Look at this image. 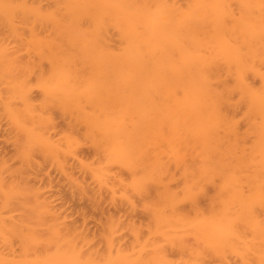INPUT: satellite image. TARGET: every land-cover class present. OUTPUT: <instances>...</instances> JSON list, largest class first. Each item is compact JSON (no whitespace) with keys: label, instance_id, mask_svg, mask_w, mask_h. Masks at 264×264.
Wrapping results in <instances>:
<instances>
[{"label":"bare ground","instance_id":"1","mask_svg":"<svg viewBox=\"0 0 264 264\" xmlns=\"http://www.w3.org/2000/svg\"><path fill=\"white\" fill-rule=\"evenodd\" d=\"M26 1L1 0L0 12L5 16L11 28L15 27L13 23L18 16L16 14H19L17 11L24 12L21 10H28V13L24 12V14L26 13L24 16L35 11L33 12L34 15L41 16L38 19L47 18L50 22L51 20L54 21L53 25L57 30L58 42L55 45L56 48L52 49L56 50L48 51L51 48H43L40 42L35 45V49L41 47L45 50L42 51L46 53L43 59L50 56V59L48 58L50 63L52 61L51 55L54 53L52 69L47 72L48 75L46 73L40 75L38 79L42 80L38 81L42 87L41 90H43L41 94L44 92L45 96H42L46 97L45 101L49 105H53L51 109L55 111L54 109L58 108L57 111L61 116L64 114L71 117L73 128H76L77 125H83L86 128V135L81 140L90 143L91 146L96 147V150L101 152L100 158L102 159L100 162H93L94 164L98 162L97 166L93 168L94 171L92 170L94 174L90 172L93 166L84 165L85 172H90H88L90 179L92 176L95 179L97 177L102 187L99 186L101 190L109 186L110 189L106 188L107 191L116 188L112 189L116 192L117 188L122 187L120 190L123 191L120 193L118 190V192L123 194L129 191V197L130 193H134L133 191L144 194L154 190L157 200L151 201L149 206H146L151 221L150 227L148 226L149 233L146 234L150 236L143 239L141 238L143 229L136 226L135 228L131 227L134 229L132 232L135 236V240H133L135 244L133 243L134 246L129 250L132 252L123 251L121 247L118 248L119 246L114 245L118 239L115 238L114 241L113 238L119 232L117 230L119 228L116 227V232H113L114 228L110 230L108 227L106 228L105 234L110 232L104 237L107 244L104 253H97L95 249L91 250V247V251L88 248L87 250L81 243H84L88 237L84 238V236L82 237L84 241L82 239L79 241L80 235L75 233L77 228L69 227V229L71 228L69 230L67 227L65 231H59L61 227L58 229L57 225L64 224V222H59L62 220L61 215L59 219H56L58 217L56 213V215L54 214L55 220L59 224H55L54 218L53 221L50 220L56 225V228L53 226L51 231L58 230L56 231L57 234L51 231L49 233L56 235L54 242H52V238L49 242L52 245L41 244L42 248L37 250L42 241H38L39 238L35 240L39 244L33 241L35 245L37 244V247H34L35 245L31 244L33 242L30 241L36 239V237L32 239L35 232L31 228H27L26 234L30 233L28 229L33 230L32 236L27 235L32 238H29L31 240L28 241L26 236V239L22 238V240H26L30 244L24 242L26 247L23 246L24 249H21L24 251L21 253H19L21 250L18 253L15 251L16 254L13 252L15 255L12 256L10 252L5 251H12L9 250V247L8 249L5 247L3 250L7 254L0 250L2 251L0 252V264H207L209 258L219 259L218 263L220 261L221 264H229V254L231 257V252L236 255V252L240 253V251H242L240 255H243V258L238 257L245 260L243 264H264V208H261L263 209L262 212L260 209L258 210V207H264V0H187L186 6L182 7L175 3L176 0L174 2L171 0H58L55 12H44L41 5L30 9L27 7L28 4L25 5L28 3ZM234 4H236L237 11L236 7L233 6ZM36 7H40V9ZM53 12L56 14L55 18ZM49 14L50 17H46ZM109 28L110 30L116 29L114 30L118 34V38L120 36L119 46L122 50L118 47L117 50L119 51H116L112 45L110 46ZM121 40L123 41L121 42ZM3 46L0 45L1 50L6 47L4 52L8 54L1 53L5 55L0 57V60L2 59L0 61L1 67H5L4 70L7 66L11 70L16 67L15 69L22 71L24 69L18 68L19 65H21L20 67L25 66L26 70L22 72L28 73L26 77L27 79L30 78L31 71H34L30 69H35L36 66L33 65L34 67L31 68L32 65L27 63L26 65L30 68L26 67L16 53H13L15 57L9 55L11 52L6 45ZM40 50L39 48L38 51L40 52ZM176 54L178 60L174 59ZM9 57L14 61L7 60ZM3 60L8 62H6L7 65L4 64ZM1 62H3V66ZM82 67L84 69L80 71L79 68ZM5 71L4 73L0 71V74H5ZM14 74L13 76H15ZM251 75L260 80L259 87L253 86L252 82L250 83ZM6 77L8 78L7 75ZM44 77L46 78L43 79ZM229 78L232 82H228ZM13 81L20 83L15 79ZM29 82L31 83V81ZM29 82H22L23 85L19 84L18 87L16 84L15 86L11 85L14 88H19V92L13 91V87L10 89L13 93L17 92L21 95L23 100L16 93L21 101H24V104L15 95L16 100L21 103L18 104V101L11 97H14V94L11 95L12 93L9 92V98L14 100L10 102L8 99L4 106L8 107L10 103L14 104L15 102L16 104L15 106L10 104L12 107H9L10 110L3 106L4 110L7 109L10 113L12 110L16 111L13 114L18 116L21 115L17 109L21 108L20 111L23 110V113L30 110L29 113L27 112L29 115L25 114L24 118L22 116L21 119L19 118L20 122L24 121L27 116L31 118H27L30 121L26 119L27 125L21 127L24 133L19 131L21 130L20 126H18L19 129L16 127L21 132L20 136H23V133L25 135L23 137L26 139V141L24 140L26 145L22 143L23 145L20 144L19 147L25 146V151L27 148L30 152H25L27 156L22 152L24 148L22 150L19 147L15 149L17 152L23 153L22 163L27 165L30 159L24 157L34 156L32 151L43 152L42 154L48 156L51 152V156L54 155L53 160L51 156L49 157L52 162L59 160L61 163L65 161L62 159L72 162L75 156H78L77 159H79L80 150L78 148L80 149V147L77 148L81 142H78L79 137L75 136L79 139L73 140L74 135L70 134L67 135L68 137L66 136V139L60 133V136L65 138H63L62 143V147L65 145L63 152L60 148L61 137L60 143H52L59 140L55 138V140L50 141V138L53 137L49 138L50 135L47 136V132L54 126L52 123L56 119L49 115L51 112L48 111L49 105L47 106L49 114L44 112L46 108L42 109L44 108L42 106H45L43 104H41L42 106L37 105L46 115L43 117L41 115L34 116L37 115L33 112L37 107L35 105L37 101L31 102L34 99V96L33 98L30 96L33 95L31 90L34 86L30 87L33 84ZM234 96L239 97L238 101L244 105L243 109L245 108V117H243L248 125V127L245 126L247 128L245 134L244 131L242 133L240 130L242 125L239 126L237 118H233V115L230 116L231 114H229L232 113L231 110L236 112L238 107L240 108L239 103L237 107V99L234 98L236 100L233 101ZM32 103H34V108L31 106ZM22 105L27 110L22 109ZM38 108L36 109L38 110ZM31 111L35 114L31 115ZM36 112L42 114L41 111ZM10 113H8L9 116H12ZM48 115L55 120L52 121ZM10 118L13 120L17 116ZM15 120L17 121L15 122L16 125H23V121L18 123V118ZM47 127L50 128L47 129ZM55 127L56 123L53 127L56 131ZM46 129L48 131L45 133ZM53 129L48 133L53 134ZM57 136H59L58 133L55 137ZM247 140L249 146H247ZM57 143L60 145L58 146ZM75 147L78 150L77 155L73 154L74 151L77 152ZM67 148L72 154L67 153ZM97 153L99 154V152ZM64 154L63 158L62 155ZM70 155L71 160L69 159ZM1 158L3 159V157ZM35 159V157L34 159L31 158L29 163H33ZM74 160L77 161V166L79 164L80 168L82 167V172L85 168L81 166L83 164L81 162L84 160L80 161L79 159L80 163L76 158ZM2 164L4 167L0 165V168L1 166L7 168V162L5 163L6 166L4 162ZM63 164L62 167L59 166L60 164L58 165V162L56 165L60 167L61 172ZM65 164L64 167H67L70 163L66 164L67 166ZM25 165L23 171L26 170L25 167H30L33 164ZM115 165L119 166L117 167L119 169L124 167L126 171L129 170L127 172L131 176L128 181H123L122 178L119 179L120 177L117 176V178L114 175H112V179L108 180L111 177L107 175L109 168L113 169L112 166ZM77 166H72V168H78ZM173 167L180 171L181 177L185 180V185L182 187L183 192L177 193L168 186L169 180H174L175 177L172 172ZM3 168L0 171L9 170V168L6 170ZM67 168L63 169V172H68L71 177L78 173L75 170L74 174L71 171L70 173L67 170L72 168ZM115 169L110 170V172L114 173ZM11 171L14 173V170L10 169L9 172ZM24 172H28V169ZM106 172L108 173L106 174ZM81 176L78 177L80 181L77 182L78 180H76L75 183L81 182L80 188L88 192L90 188H87L88 185H85L86 188L82 186L84 180ZM12 177L15 178V176ZM217 179L222 181L217 186L218 188L216 187L217 191L219 190L220 195L231 197V201L226 200L224 202L225 198L222 197L224 201L221 200L223 204H220V207L213 205L212 208H209V212L206 211L207 213L204 211L195 212V215L197 213L196 219L192 218L193 220L190 221V217H186L181 212L183 210L180 211L181 203L190 200V202H194L195 207H198V204L195 203L197 198L205 196L207 185L212 184L215 180L218 181ZM8 180L6 179L5 185L0 179L1 193L9 198L10 196H22L25 193L22 192L27 188V184L22 182L25 184L24 187V185H17L20 183L19 181H12L11 179V183ZM69 180L71 181V179ZM97 180L94 182L97 183ZM111 180L115 181V184L111 185ZM76 184L73 182V185L80 189L79 185L77 187ZM97 185L99 184L97 183ZM21 189L22 192H19ZM28 189L30 192L27 190L26 194L23 195L24 197L30 196L29 194L34 195L31 192V187ZM82 189L80 190L83 191ZM80 190L79 192H81ZM35 191H38V188ZM18 192L19 194H17ZM115 192L113 193L114 196ZM118 192H116L117 195ZM36 194L39 193H35L34 198L40 196H36ZM127 194L128 192L124 196L125 198L123 197L124 199L127 198ZM5 195L1 197H6ZM114 196L112 195V198ZM19 197L17 196L16 199ZM129 197L127 202L134 204L129 202ZM4 199L2 198V200ZM42 199H39L41 200L39 203L44 204L45 201ZM12 200L14 202L15 199H8L9 203L4 205H12ZM35 200L37 201V198ZM44 200L47 201L48 199L45 198ZM48 204L49 202L45 205ZM41 206L39 205L40 208H43ZM51 206L48 214H52V209L53 212L55 211L54 207ZM235 209L236 211H234ZM40 211V214H43V210ZM45 212L42 216L46 214ZM259 213L263 214V217ZM54 215L48 216L53 217ZM9 216L10 218H8ZM9 216H3L0 221L4 217L7 218L3 221L11 220L13 222L14 219H18V217L14 218L13 215L9 214ZM11 216L14 218L13 220ZM109 220L108 223L110 224L114 218L112 221ZM115 221L118 222L117 219ZM12 222L10 224H7L9 222H1L0 224L3 226H0V230L4 229L5 231L6 226L10 225L11 227L9 226L7 230L11 233V228H15L12 225L14 222ZM15 223V226L19 227L17 224L19 222ZM114 224L111 223V226ZM115 225L118 226V224ZM185 227L187 229L191 227L190 230L188 229L189 233L186 232ZM180 228L182 230L185 228L188 235L185 234L184 237V232L182 234ZM15 229L13 230L14 233H23L21 232L23 230ZM248 231L253 234H251L253 239H249ZM3 234L4 232L1 231L0 242L6 237H1ZM26 234L23 233L21 236ZM189 234L194 235L197 240L195 250H190L188 246ZM104 238L103 241H105ZM4 241L2 243L5 244ZM43 242L46 243L47 241L44 240ZM88 243L89 241L87 245ZM174 244L184 252L188 248L190 250H187L189 257L182 263L174 262L168 256L166 245L169 248L170 245ZM82 246L86 251L83 250ZM32 249L37 250V254L34 250V253H31ZM250 252L253 254L251 255L253 258H249Z\"/></svg>","mask_w":264,"mask_h":264},{"label":"rangeland","instance_id":"2","mask_svg":"<svg viewBox=\"0 0 264 264\" xmlns=\"http://www.w3.org/2000/svg\"><path fill=\"white\" fill-rule=\"evenodd\" d=\"M57 1L58 0H27L26 2H28V3H25V5L28 4L27 7H30V9H33L35 6H40L41 5V8H43L44 12H52V11L55 12V10L57 8ZM171 1L174 2L175 0H171ZM171 1L170 2L168 1V2L171 3ZM175 3H178L179 6L182 7V6H186L187 0H176ZM235 5L236 4H234L233 6H235ZM176 6H178V5H176ZM31 7H33V8H31ZM37 9H40V7L37 8ZM235 9L237 11V7ZM21 11H24V12L28 13V10H26V11L25 10H21ZM18 12H19V14H16L18 16H16L17 18L14 20V23H13V25L15 26L14 28H16V31H14L13 27L12 28L10 27L11 25L9 23H7L5 16L0 12V45H2V47H4L3 45L7 46V48L11 52V54L9 53V55H13V53H16L19 56L20 60L24 63V65L29 63L30 65H32L31 68H33L34 66H36V67H34L35 69H30V70H34V71L33 72L31 71V73H30L31 75L29 74L30 78H28L30 80H28L27 77H26L28 75V73L24 74L22 72V71L26 70L25 66L24 67H20L21 65H19V61L17 62L18 65H19L18 68L24 69L22 71H19L18 69H15L16 67H14V69L11 70L10 68H8V66H7L8 69L6 68L5 69L6 71H5L4 70L5 67L2 68L1 65H0V71H2L3 73L5 71V74H3L2 72L1 73L3 75L0 74V161L3 160L2 162H4V164L7 162V164L10 167L7 164H5V166L7 165L6 167L9 168V170L10 169L14 170V173H13V171L9 172V170L5 171L7 174L4 171H0V173L2 172V174H0V176H1L0 179L2 180V182H3V179H5L4 182H3L5 185H6V182H5L6 179L7 180L9 179L8 181H10V182H11V179H12V181H19L21 184L17 183V182H15V183H17V185H24V187H25V184H27V188H25V191L22 192V189H21V191L19 190V192H22V193L25 192L24 194H26L27 190L30 192V190L28 188L31 187V189H32L31 192H33L34 195L29 194L30 196L24 197L23 196L24 194L22 196L21 195H17V194H19V192H18L15 195H17L18 197L20 196V197H19V199L18 198L16 199L17 196H12V197L10 196V198H9L7 195L1 193V191H0V193H1L0 194V218H2L3 216H6V215L9 216V214L13 215L14 218L18 217V219H14L11 216L12 217L11 219L12 220L14 219L13 220L14 224H12V225L15 228H17L19 230H23L21 232H23L24 234L27 233V228H31V229L34 230L35 233L32 232L33 230L28 229V232H30V233L26 234L24 236H21V235H23V233L15 232L16 233L15 234L14 231H13L15 228H11V231L14 233L13 234L11 232L12 233L11 234L9 232V230H7L9 228V226H10V225H8V226H6L7 228H6L5 231H4V229L0 230V234H1V231H2V233L4 232V234L1 237L6 236L5 239L3 238L2 240L3 241L4 240L8 241V242L4 241L5 244L8 243V245H6V246H5L4 243H2L3 241L0 242V244H1L0 245L1 249L0 250L3 251V250H5V247H6V249H8V247H9V250H12V251H8V250H5V251L8 252V253L10 252L11 256L15 255L16 254L15 251H17V253H18L19 250L24 249V247H26L25 243L30 244L29 242H26V240H22V238L26 239L27 235L32 236L31 234H33V233H34V236H32L33 238L30 237V236L29 237L27 236L28 237L27 239H29V238L34 239V237H36V239H34V240L29 239L28 241L31 240L30 242L34 241L36 243L38 241H42L40 244L37 243V244H39L37 250H40L42 248L41 244L42 245H44V244L47 245L48 244V246H50L49 244H51V243H49V242H51L52 239H53L52 242H54V240L56 239V235L55 234L58 233V232H56V231H58L57 229H56V231L55 230L51 231L53 226H55L54 228H56V225L59 224V223H56L57 221L55 220V217L58 216L56 219H59V216L61 215V219L62 220L60 219L61 221H59V220L58 221L60 223L64 222V224L61 223L60 225H57L58 229L61 227L59 229V231L60 230H64L65 231V228H67V227H68V229H69V227L77 228V229H75V228L74 229L76 230V232H75L76 235L78 233V236L79 235L81 236V237L79 236L80 238L78 237L79 241H81V239L84 241V239L82 238L84 236H85L84 238H86V236L89 238V240H87L88 239L87 238V239H85L84 243H81V245L83 244V246L86 247V249L88 248L90 250V247H91V250L95 249L97 251V253L98 252L104 253V251H105V249L107 247V244L105 243L106 242V240H105L106 238H104V237H106L107 233L110 232V231H108L105 234L106 228L108 227L109 228L108 230H110L111 228H114V230L112 229L113 232L114 231L116 232V228H119V229H117V230H119V232L116 233L115 234L116 236L114 235L115 237L113 238L114 241H115V238H117L119 240V241L117 240V242H114L116 244L119 243V245H116V244H114V245L115 246H119L118 248L121 247V249H123V251H127L128 250V252H132V251H129V250H130L131 247L134 246L133 245V243H134L133 240H135L134 239L135 236L133 235L134 229L133 228L131 229V227L135 228V226H136L138 228L139 227L142 228L143 229V231H142L143 234H141V238H143V239H145V238L147 239V237L150 236V235H147V234L149 233L148 232L149 231L148 226L150 227L149 223H151V221L149 220V212H148V209L146 208V206L148 207L149 203L151 201L157 200V197H155L156 194H154L155 193L154 190L149 192V193H144V194H139V193L133 191L134 193H130V197H129L128 196L129 195V191H127L128 192L127 198L129 197V199H130V201H129V199H128V201L130 203H134V204H129L127 202V198L124 199L125 198L124 196H126L127 192H124L123 194H120L123 191V190H120V189H122V187L121 188H117L116 192H118V190H120V193L118 192V195H117V193L115 191H113L116 188H111L110 191L112 193L110 194L109 193L110 191H107V189H106L109 186H107V187H105V189L103 188L101 190L102 187L100 186V183L97 180V177H96V179L93 176H92L91 179L89 178V176H90L89 173L93 172L94 171L93 168L96 167L97 164H98V162H96L97 164H94L95 161H99L100 162V160L102 159V158H100L102 156L101 152L99 150H96V147L91 146L90 143L88 144V142L82 141L83 140V136L86 135V133H85L86 132V128L83 125H77L76 128L75 127L73 128V126L71 124L72 119H70L71 117L65 116L64 114H63V116H61L60 113H58V111H57L58 108L54 109L55 111H53V109H51V107L53 108V105L51 106V105H49L47 103V101H45L46 97H44L45 96L44 92L41 94V92L43 90H41L42 87H40V83L38 81V80H40V79H38L40 77V75H42L44 73H46V75H48L49 73L47 74V72H50L49 70L52 69V62H53V54L54 53L53 54L51 53L52 54L51 55V60L52 61L50 63V61L48 60V58L50 56L47 59H43V56L46 55L45 52H42L44 49L39 47L41 49L40 52H42L41 53L42 55H40V52L38 51L39 48L35 49L36 48L35 45L38 44V42H40V44L43 46V48L44 47L51 48L48 51L52 50L51 52H53V51L56 50V49L55 50L52 49V48L55 47L56 43L58 42L57 41V39H58L57 38V30H56V27L53 25L54 21L51 20V22H50L49 19H47V18L46 19H42V20L38 19L39 17L41 18V16L38 15L39 17H37L36 15H34L33 12H35V11L31 12L32 14L29 13V15H27V16H24L26 14V13L24 14V12L17 11V13ZM36 12H38V10H36ZM54 12H53V15H54V18H55L56 14H54ZM41 14H44V13H41ZM45 14H47V13H45ZM50 14L48 16H46V15L45 16L49 18ZM53 15L51 14L52 17H53ZM55 23H56V21H55ZM111 28H113V27H111ZM114 29L110 30V28H109L110 32L108 31V33L110 34L109 35V39L111 37L110 46L112 45L113 49L115 48L116 51H119L117 49H119L118 47L121 48V46H119V40H120L119 38H120V36L118 38V36H117L118 34L115 31L116 29L115 30ZM122 41L123 40H121V42ZM123 45H124V43H123ZM5 49H6V47L4 48V50H1V47H0V50H1L0 51V57L1 56L4 57L5 55H3V54L7 53V52H4ZM121 50H122V48H121ZM2 52H4V53L1 54ZM13 57H15V55H13ZM9 58L7 60L11 61L12 59L11 58L9 59ZM174 59L178 60V55L177 54H176V58H174ZM12 61H14V59ZM3 62H4V64H6L7 61L3 60ZM3 62H1V64ZM4 64H2V66ZM13 64H15V63H13ZM26 67L30 68V66H27V65H26ZM83 69H84V67L79 68L80 71L83 70ZM8 70L10 71L9 73L7 72ZM263 70H264V68H263ZM18 71H19V73H17ZM14 73H16V74H14ZM20 73H23L22 75H24V76H22ZM13 74L15 76H13ZM19 74H20V77L18 76ZM6 75L8 76V78L6 77ZM10 75H11V77H10ZM251 76H250L251 79H249L250 83L252 82L253 86L257 85L256 87H259L260 80L258 78H256V77H254L253 75H251ZM9 77H10V79H9ZM13 77H16L17 79L13 78ZM23 77H24L25 80L24 79L22 80ZM225 77H227V76H225ZM11 78L20 81V83L16 82V81H13V79L11 80ZM45 78L46 77H44L43 79H45ZM227 78H224V79L227 80ZM254 78H256L257 80L254 79ZM230 79L231 78L228 79L229 80L228 82H230V81L232 82V80H230ZM258 80H259V83H258ZM26 81H27V83L29 81H31V83L30 82L29 83L33 84V85H31L30 87L34 86L33 90H31V92H33V95L32 94L30 95V96H32V98L34 96V99H32L31 102H35V100L37 101L36 104H35L37 106V107L35 106L36 108L39 107L38 105H41V104L45 105V106L41 105L42 107H44L42 109L46 108L44 110V112H47V106L49 105L48 106V111H51V112H50V114H49V112H47V114L54 116V118L56 119L55 120V119L52 118V116L50 117L48 115V118H50L52 121L55 120V122H53L54 124L51 121H50V124L52 123V125L55 126V123H56L55 129L57 131L56 132L53 129L54 126L51 129H48V128L51 127V125H48V126H50V127H47V129L49 131L46 129L45 133L47 131L50 133L52 129L54 131V132L52 131V133L53 134L55 133L53 135V134H49L47 132V136L50 135V136H48L49 138L51 136L53 137V138H50V141H53L52 139H54V138L55 139H59L58 141H56L54 139L55 142H52V143L56 144V142L60 143V140L62 138L60 148H62V152H63V150H65V145L63 146L64 147L63 148L62 147V145H63L62 143H63V140L65 138L67 139V137H68L67 135L73 134L74 135V139L73 140H76L77 139L76 137H79L80 140H78L79 138L77 139L78 142L81 141V142H79L80 146H77V148L80 147V149L78 148V150H80L79 151V159H80V161H82V160L85 161V162L84 161L81 162V163H83V164H81V166H83V167H84V165L85 166H89V167L93 166L91 168V170H90V168H87V170H90V172L86 171L87 173L89 172L88 174L85 172V170H86L85 167H84L85 168L84 170L82 169L83 170L82 172H85V173H82L81 172V168L82 167L80 168L79 164L77 166V164H76L77 161H75L74 159L76 158V160H78V163H80L79 159H77L78 156L77 157L75 156V158L72 159V162H68L67 159H62V156L64 158L66 153L61 156V159L65 160V161L61 162V159H60L61 163H59V160L56 159L57 162H58V165L60 164L59 165L60 167H62V163L65 164L66 161H67L66 162L67 165H68V163H70L69 166H67L65 164L68 168L69 167L72 168V166H75V167L77 166L78 167V168H74V169L72 168L73 170L72 169L67 170L69 172L71 171L73 174H74V170L76 172H78L76 174V176L72 175V177L74 178V181H72L73 178L70 176L71 174L69 175L68 172H66V171L63 172V169L67 168V167H64V164H63V168H62V172H61L60 167L56 166L57 162L55 161L56 162V164H55L54 161L52 162L51 159H49V157L51 156V152L50 151H46L48 153L50 152V156H48L46 154L45 155L42 154L43 152L32 151V153H34L35 155L34 156L31 155L32 157L31 156L27 157L28 155L25 152H28V149L26 148L27 151H25V148H24L25 146H23L21 148L19 147L20 144L22 146L23 144H25V141H26V139L24 138L25 135L23 134L24 131H22L23 129H21V127H25L27 125V123H25V121H27V120L30 121L31 118L27 116L26 119L27 118H30V119H27V120L25 119L24 121L22 120L23 121V125L22 124H17L16 125L15 122H17V121L15 119L18 118V121H19L22 117L23 118L25 117V114L29 115V114H27V112L30 111V110H28L27 112L24 110L26 113H23L22 112L23 110L20 111L21 108L17 109V110H19L20 115L22 116L21 117V116H18L16 114H13L16 111H13L12 109H11L12 113L7 111V109L10 110L9 107L12 108L10 106V104L15 106L16 102L14 104L13 103H10V104L8 103L9 104L8 107H5L4 104H7L8 99H9L10 102H13L14 99H15V101H18V100H16V97L18 99L21 96L19 93H17V92H19V88H14L13 86H15V84H16L17 87H18L19 84L23 85V83H26ZM37 81H38V83H37ZM9 82H12V83H9ZM36 84H38V86H36ZM11 85H13V86H11ZM11 87H13V91L17 90V92L13 93L12 90L10 91ZM9 92L12 93L11 95L14 94V97L10 95L14 99L9 98V94H10ZM16 93L19 95V97H18V95H16ZM15 95H16V97H15ZM42 95H44V96H42ZM20 98L22 99V97H20ZM20 98H19L20 102H22V104H24V101H21ZM234 98L237 99L236 103H237V107H238V103L240 104V101H238L239 97L238 96H236V97L234 96L233 97V101L236 100ZM20 102L18 101L17 103L21 104ZM33 104L34 103H32L31 106H33ZM233 105H234V103H233ZM242 105L243 104L239 105L240 108L238 107L236 112L231 110V112L232 113L234 112V113L233 114L229 113V114H231L230 116L233 115V118L234 117L237 118V120L239 122V126L242 125L240 130L242 131V133L244 131V134H245V131L247 130V128H245V126L247 125V121H245L246 119L244 118L245 117L244 116L245 108L243 109L244 105L243 106ZM3 106L5 108H7V109L4 110L5 108H3ZM235 106H236V104H235ZM23 108L27 110V108L24 107V105H22V109ZM33 108H34V106H33ZM35 109H34L33 112H35L37 115H34L35 113H33L32 111H31L32 112L31 115H34V116H37V117L40 116V115L42 117H43V115H46V113L42 112L43 110H41L39 108H38V110L37 109L35 110ZM31 110H33V109H31ZM36 111H41L40 113H42V114H38V112H36ZM8 113H10L12 116H15V117L17 116V118H13V120L11 118L9 119V117H12V116H9ZM44 117H46V116H44ZM22 121L21 122L19 121L18 123H22ZM14 125H16V126H14ZM18 126H20L21 130H19V131L23 132L22 135L24 137L20 136L21 132H19L17 130V129H19ZM16 127H17V129H16ZM246 127H248V125ZM56 133H58L59 136L55 137ZM60 133L63 134L62 136H65V138L61 137ZM71 138H73L72 135H71ZM64 142L67 143L66 141H64ZM249 142H250V139H249ZM59 143H57L58 146L60 145ZM82 143H84V144H82ZM247 146H249L248 145V140H247ZM18 147L21 150H22V148H24V151H22V152H24L27 155L24 158L30 159V160H28L29 162L31 161V158H33V159H34V157L36 158L33 161V163H29L28 162L29 164L27 163V161H25L26 159H24V161L27 163V165H30V164H33V165H30V167H29V166H27V165L22 163L23 162L22 161L23 160V158H22V156H23L22 154L23 153L21 154V153H19V151L17 152V150H15ZM75 149H76V147H75ZM75 149H72V150H75ZM68 150H69V148H67V153L68 154H72V152L70 151L71 153H69ZM78 150H77V152L74 151L73 154L75 155L76 153H78ZM97 152H99L100 155ZM28 153H30V152H28ZM52 155H53V153H52ZM1 157H3V159ZM53 157H54V155H53ZM53 157L51 156L52 160H53ZM65 158H67V157H65ZM5 159L7 160L6 162L4 161ZM69 159L71 160V155H70ZM2 162H1L0 165H3ZM73 163H74V165H73ZM89 163H90V165H89ZM22 164H23V166L24 165L27 166V167H25V169L26 170L28 169V172H24L26 170H24V171L22 170V169H24ZM21 166H22V168H21ZM115 166H116V169H115ZM115 166H112V168L114 167L113 169H115L114 173L110 172V170H113V169H110V168H109V173L106 172V174L108 173L107 174L108 177L111 176L109 178L107 177L108 180L112 179V177H113L112 175H114L116 177L117 176L120 177L119 179L122 178L123 181L124 180L128 181V178H130V176H131V175L129 176V174H130V173H128L129 170L127 169V171H128L127 172L126 168L120 167V169L122 168L120 170L119 168H117L119 166H117V165H115ZM3 167H4V165H3ZM3 167L1 166L0 170H2ZM7 168H3V170H6ZM174 168L175 167H173V171H172L173 174L175 175L174 180H169V184L168 183L167 184H168L169 188L172 191L180 193V191L183 192L182 187H184L183 185H185V180H183V178L181 177L180 171L177 170V169H174ZM17 170L18 171L21 170V172L23 171L22 172L23 174L21 172H18ZM15 171H17V172H15ZM3 172H4V174H3ZM82 174L84 175V177H83ZM93 174H94V172H93ZM68 175L70 176V178L68 177ZM12 176H15L16 180H13L15 178H13ZM80 176L82 177V180H84L83 182L85 183L84 184L82 182L83 183L82 186L84 187L85 185H88L89 187L85 186V188L86 187L90 188V190L88 192L86 191L87 193L85 192V190L80 188L81 185H79V184H81V182L76 184L77 182L80 181V179L78 178ZM115 178H113V180H115ZM69 179H71V181ZM85 179H87L86 182H85ZM94 179L98 181V182L97 181L96 182L99 185H97V183L94 182L95 181ZM76 180H78V181L75 183ZM113 180L110 181V182H112L111 185L115 184V181H117V180H115L113 182ZM217 180L218 181H216V180L214 181L215 183L213 182L212 184L210 183V184L207 185V187H206L207 188V190H206L207 193L205 194V196L198 197L199 200L197 198L198 201L196 200L195 203H196V205L198 204L199 208L197 206L195 207V205L193 204L194 202H192V201L190 202V200H185V201H183L181 203L180 211L183 210L181 212H183L184 215H186V217H190L189 218L190 221H191L192 218L196 219L197 213L195 215V212L204 211L205 213H207L206 211L210 210L209 208H212L213 205L214 206L217 205L218 207H220V204L222 205L223 204L222 202L224 201V199L222 197L225 198L224 202H226V200H228V201L230 200L231 197L228 198L227 195H223V194L220 195L221 193L219 192V190L217 191L216 187L221 184L220 183L221 180H219V179H217ZM8 181H7V183L10 185V183ZM22 182L25 183V184H23ZM73 182H74V184L77 185V187L79 185V188L82 189L83 191H81L80 189H77L73 185ZM218 182H219V184H217ZM86 183H88V184H86ZM8 184H7V186H8ZM213 185H216V186H213ZM99 186L101 188H99ZM20 187L23 188V186H20ZM115 187H117V186H115ZM118 187H120V186H118ZM34 188H35V190H36V188H38V191H35ZM108 189H110V188H108ZM79 190L81 192H79ZM245 190L247 191V189H245ZM29 192H27V193H29ZM91 192H92V194H91ZM114 192H115V196L113 194ZM217 192H218V194H216ZM35 193H39V194H36V196L40 195L41 198H43L42 201H45L44 204H42V202L39 203V201H41V200H39V199H41L40 196L36 197L37 201L35 200L36 199V198H34L35 197ZM85 193H86V195H85ZM42 194H43V196H42ZM82 194H84V195H82ZM3 195H5L6 197H1ZM112 195L114 196L113 197L114 199L112 198ZM219 196H221V197H219ZM44 197L46 199H48V200L47 201L44 200L45 199ZM226 197H227V199H226ZM2 198H5V199L2 200ZM6 198H8L9 200L13 198L15 200H14V202H13V200L11 201V202H13L12 205H8L7 206V205H4V204H8L9 203L8 199H6ZM219 200L220 201L223 200V201H221V203H219L220 202ZM3 201H5V202H3ZM212 201H214L215 203L212 202ZM11 202H10V204H11ZM48 202H49L50 205L49 204L45 205ZM211 202H212V205H211ZM216 202H218L219 204L218 203L216 204ZM39 205H42L41 207H43V208H40ZM51 205L54 207V210H55L54 211L55 213H54L53 209H52V214L56 215V213H57V215L56 216L54 215L53 217H51L52 214H48L47 213L50 210V206ZM234 207H233V209H234ZM261 208H264V207H260V208L258 207V210L260 209L261 212H262L263 209H261ZM40 210H43V214H44V211H46L45 212L46 214L44 216H42L43 214H40V212H41ZM234 211H236V209ZM8 212H10V213H8ZM259 214L261 215V213H259ZM263 214H264V210H263ZM263 214L261 215L262 217H263ZM48 215H51V216H48ZM5 218H7V217H4L3 219H5ZM8 218H10V216ZM53 218L55 220L54 222H55L56 225H54V222H52ZM113 218H114V220L112 221ZM3 219H1L0 223L1 222H4V223L9 222L7 224H10L12 222L10 219H9L10 221H3ZM109 219H111V221H112L111 223H113V224H114L115 219H117L118 222L116 223V221H115V224H118L119 227L117 225H115V224H114V226H111V223L110 224L108 223V221H110ZM16 220H18V221H16ZM50 220H52V221H50ZM15 222H19V223H17V224H19L18 225L19 227H17V225L15 226V224H16ZM0 226H3V225L0 224ZM23 226H27V227H23ZM185 228L183 229L184 231L180 228L181 229L180 232L182 234L184 232V237L186 235H188V233H189V231H188L189 227H188V229L186 228L187 230ZM190 229H191V227H190ZM69 230H71V228ZM132 230H133V232H132ZM185 230H186V232H188L187 234H186ZM50 231L51 232H55V234H49ZM247 233L250 234V238L248 236H247V238H249V239L252 238L253 239V236H251L252 233L250 231H248ZM111 236L113 237L112 233H111ZM38 238L40 240L35 241ZM103 238H104L105 241H103ZM21 240L23 241V243H22ZM44 240H45V242L47 241L48 243L47 242L44 243L43 242ZM79 241H77V242L79 243ZM88 241H89V243L87 245ZM187 241H189V243L188 242L187 243H188V246L190 247V250L191 249L195 250V246H197V240L194 237V235L189 234V237L187 238ZM34 242L31 243V244L33 245ZM84 244H86V245H84ZM36 245L34 247H37ZM167 245H169V244H167ZM167 245H166V248L169 250V251L167 250V253L169 254L168 256L170 257V259L172 261L177 262V263L178 262L182 263L183 260H185V259H187L189 257L188 256L189 253L187 252V250L190 251L189 248L187 250H185L186 252H184V251H182V249L179 250L178 246L177 245L175 246V244L174 245H170L169 248L167 247ZM84 247H83V250H85ZM115 249H116V247H115ZM33 250L34 249H32L31 253H34ZM37 250L36 251L34 250L35 254H37L36 253ZM2 251H0V252H2ZM5 251H3V253H6ZM23 251L24 250H21V251H19V253H21ZM94 251H92V252H94ZM96 251L94 253H96ZM241 252L242 251H240V253ZM251 252L249 254V258L252 257L251 255H253L252 254L253 252L252 253ZM240 253L236 252V255H235L233 252H231V257H230V254H229V258H230L229 259L230 260L229 264H243V263H245V260L242 259L243 255L241 256ZM10 254H8V255H10ZM247 254H248V252H247ZM30 255L34 256L32 254H30ZM18 256H20V255H18ZM238 256H241L242 258L238 257ZM240 259H241V261H240ZM218 260L216 258H209V259H207L206 263L207 264H221L220 261L218 263ZM246 264H248V263H246Z\"/></svg>","mask_w":264,"mask_h":264}]
</instances>
